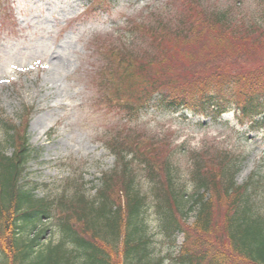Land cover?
<instances>
[{
	"label": "trees",
	"instance_id": "obj_1",
	"mask_svg": "<svg viewBox=\"0 0 264 264\" xmlns=\"http://www.w3.org/2000/svg\"><path fill=\"white\" fill-rule=\"evenodd\" d=\"M256 1L264 6V0ZM185 10L176 23L160 20L144 27L153 54L118 56V87L110 88L117 108L128 119L149 109L182 110L214 122L233 111L251 131L264 127V54L249 60L253 63L247 69L233 70L231 62L225 70L215 63L219 52L203 64L185 53L201 34L211 37L217 50H228L230 39L244 64L251 50L264 53V25L238 26L225 13ZM178 54L196 65L175 64ZM0 132V264H264V185L260 203L252 201L248 188L253 180L242 185L235 180L237 156L219 150L205 160L193 152L186 177L189 194L171 154L164 157L149 149L155 146L146 148L117 134L105 147L116 170L100 179L92 196L75 182L70 195L38 199L23 179L35 152L24 127L0 119ZM217 204L226 206L224 248L208 242L215 232ZM150 209L159 226L158 242L143 217ZM43 222L56 232L55 242L50 237L42 242ZM180 237L183 243L177 246ZM160 245L167 248L163 255Z\"/></svg>",
	"mask_w": 264,
	"mask_h": 264
},
{
	"label": "rangeland",
	"instance_id": "obj_2",
	"mask_svg": "<svg viewBox=\"0 0 264 264\" xmlns=\"http://www.w3.org/2000/svg\"><path fill=\"white\" fill-rule=\"evenodd\" d=\"M185 8L202 15L225 13L238 26L264 25V6L256 0H0V119L23 126L35 150L23 179L36 189V198L70 195L69 186L75 182L92 196L100 179L116 170L105 147L119 134V139L155 146L149 149L164 157L171 154L189 194L192 188L186 177L192 153L206 160L225 150L240 159L237 184L251 178L248 191L252 201L260 203L264 130L251 131L233 111L216 122L182 110L153 109L128 119L112 97L115 90L110 88L118 87V56L125 52L142 59L144 52L153 54L149 37L142 33L144 27L160 20L176 23L182 12L187 13ZM227 41L228 50H217L213 39L201 34L196 43L186 45L185 53L203 64L219 52L214 60L225 70L231 62L233 70L247 69L253 63L249 60L264 54L251 50L241 64L235 51L239 46ZM176 56L173 62L181 67L196 65L181 54ZM225 207L217 204L215 232L208 241L221 248L227 244L222 224ZM143 217L149 235L160 241L154 212L150 209ZM40 227H47L43 243L48 237L57 240L51 225L43 222ZM182 243L180 237L177 246ZM159 248L163 255L167 248Z\"/></svg>",
	"mask_w": 264,
	"mask_h": 264
}]
</instances>
